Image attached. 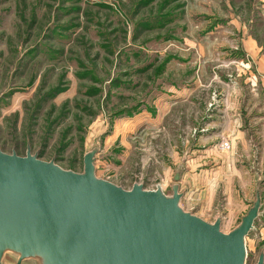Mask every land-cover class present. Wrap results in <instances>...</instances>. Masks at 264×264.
<instances>
[{
  "label": "rangeland",
  "instance_id": "obj_1",
  "mask_svg": "<svg viewBox=\"0 0 264 264\" xmlns=\"http://www.w3.org/2000/svg\"><path fill=\"white\" fill-rule=\"evenodd\" d=\"M253 49L264 57V0H0V150L82 173L98 148L96 175L126 190L171 194L181 170L184 209L221 217L224 233L250 209L258 173L257 264L264 165L250 171L244 150L220 147L234 96L245 109L258 84ZM235 156L245 167L230 168Z\"/></svg>",
  "mask_w": 264,
  "mask_h": 264
},
{
  "label": "water",
  "instance_id": "obj_2",
  "mask_svg": "<svg viewBox=\"0 0 264 264\" xmlns=\"http://www.w3.org/2000/svg\"><path fill=\"white\" fill-rule=\"evenodd\" d=\"M95 148L82 173L0 150V264H247V238L260 216V182L229 233L181 205L182 171L171 194L158 185L126 190L96 175ZM257 264H264L261 251Z\"/></svg>",
  "mask_w": 264,
  "mask_h": 264
},
{
  "label": "crops",
  "instance_id": "obj_3",
  "mask_svg": "<svg viewBox=\"0 0 264 264\" xmlns=\"http://www.w3.org/2000/svg\"><path fill=\"white\" fill-rule=\"evenodd\" d=\"M253 51L257 53L255 49H253ZM255 55H257V59H258L256 60L255 67L259 78L257 85L253 82L254 79H250V81L248 82V84H250V87H248L247 89L250 91L249 92L250 94L247 96L250 98L248 102L249 107L245 109H240L243 107L244 104L239 102V99L243 97L240 96L239 98V96H234L235 102L233 105V109L228 110L224 113L225 128H226L225 130L226 131L227 129L233 130L232 131L233 133L231 134L227 133L232 136L229 138L231 140L230 141L232 146L231 150L233 149V151H241V152L244 150L243 158L249 160L248 170L250 171L253 170V164H259V161H261V164L264 165V57L260 58L258 53ZM256 100H257V105L256 104L252 105L253 101H255L256 103ZM244 103H246V101H244ZM260 103H263L261 104L262 106H260ZM236 156L233 157L232 159L233 162L230 163L231 164L230 168L234 167V164L237 165V163L240 164V167H245L243 164V159H240L239 157L237 159ZM234 158L236 160L235 162H234ZM255 176L256 178L254 179V182L258 184L259 183L258 173L255 174ZM261 217L262 215L260 214L256 222H258ZM262 228L264 233V225L262 226ZM6 257L4 259H6ZM4 261L5 260H3V264ZM15 263L16 262H14L13 264Z\"/></svg>",
  "mask_w": 264,
  "mask_h": 264
},
{
  "label": "built area",
  "instance_id": "obj_4",
  "mask_svg": "<svg viewBox=\"0 0 264 264\" xmlns=\"http://www.w3.org/2000/svg\"><path fill=\"white\" fill-rule=\"evenodd\" d=\"M220 147L225 150H229L231 147V143L228 140H222Z\"/></svg>",
  "mask_w": 264,
  "mask_h": 264
},
{
  "label": "bare ground",
  "instance_id": "obj_5",
  "mask_svg": "<svg viewBox=\"0 0 264 264\" xmlns=\"http://www.w3.org/2000/svg\"><path fill=\"white\" fill-rule=\"evenodd\" d=\"M162 187V186H161ZM163 188V187H162ZM164 190V189H163ZM182 205V204H181Z\"/></svg>",
  "mask_w": 264,
  "mask_h": 264
}]
</instances>
